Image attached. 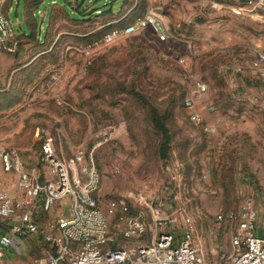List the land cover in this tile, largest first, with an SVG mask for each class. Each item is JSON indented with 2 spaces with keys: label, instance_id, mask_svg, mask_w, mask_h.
Here are the masks:
<instances>
[{
  "label": "rangeland",
  "instance_id": "rangeland-1",
  "mask_svg": "<svg viewBox=\"0 0 264 264\" xmlns=\"http://www.w3.org/2000/svg\"><path fill=\"white\" fill-rule=\"evenodd\" d=\"M69 1L75 13L64 0H44L37 10V32L46 31L49 50L53 43L45 59L36 43L17 38L21 32L10 14L12 36L0 49V152L17 151L34 165L40 128L66 160L101 141L92 153L100 208L109 200L124 199L131 207L138 198L151 199L164 214H175L177 226L190 219L194 243L210 264H224L237 227L227 216L249 208L264 223V17L237 13L234 6L245 0ZM23 8L24 2L19 16ZM149 12L162 26L156 30H165L164 41L148 27L102 42L112 29ZM197 79L208 91L194 107L201 117L194 124L183 100ZM150 106L170 132L165 161ZM150 238L151 232L142 243ZM20 241L13 264L44 263L46 248ZM114 245L128 246L121 238Z\"/></svg>",
  "mask_w": 264,
  "mask_h": 264
},
{
  "label": "built area",
  "instance_id": "built-area-1",
  "mask_svg": "<svg viewBox=\"0 0 264 264\" xmlns=\"http://www.w3.org/2000/svg\"><path fill=\"white\" fill-rule=\"evenodd\" d=\"M6 1L0 0V8ZM234 8L237 13L246 11L264 17V0H245ZM159 26L162 27L156 15L149 12L129 25L112 29L101 40L121 41L145 28L156 30ZM157 35L159 41L167 37L164 29ZM11 36L12 24L0 12V49L5 48ZM259 59L264 57L260 54ZM206 91L205 83L197 79L184 97L183 107L190 110L189 119L194 124L201 122L194 107ZM34 140L38 145L34 165L28 164L17 151L0 152L1 168L13 174L20 192L19 197L0 192V223L6 228L0 234V264H4L12 238H38L47 249L43 264H208L194 243L190 219H183L176 228L175 216L164 214L155 201L143 198L135 200L131 207L128 201L117 199L109 200L105 210L100 208L101 178L92 153L101 141L92 152L78 149L66 160L57 155L53 139L45 129H37ZM52 212L54 216L47 218ZM147 218L153 222L155 234L144 244ZM222 218L219 215L216 219ZM227 218H236L237 227L225 264H264V227L259 231L256 211L242 208L237 215L229 214ZM118 238L134 242L110 248Z\"/></svg>",
  "mask_w": 264,
  "mask_h": 264
},
{
  "label": "crops",
  "instance_id": "crops-1",
  "mask_svg": "<svg viewBox=\"0 0 264 264\" xmlns=\"http://www.w3.org/2000/svg\"><path fill=\"white\" fill-rule=\"evenodd\" d=\"M43 1L44 0H7L1 6L0 12L4 16H6L10 20V22H11L10 14L13 13L15 16L16 24L18 25L19 31L21 32V35H17V38H20L23 41H29L31 44H32V42L36 43L33 45L39 50L38 56L46 58L49 56V51H51V47L53 46V43H52L50 50L46 46V43L49 40V36L46 33V31L43 35L42 34H35L34 38L31 37L30 35H28L29 32L33 33L32 30H33L34 26L37 27V25H38L37 22L35 21V16L37 14L38 8L42 7ZM22 2H24V8L21 11V15L19 16L18 7H19V4ZM41 11L43 12L42 16L40 17V20H41L40 22L42 25L44 20H45V9H42ZM41 11H39V12H41ZM47 21H48V19H47ZM11 24H12V22H11ZM24 27L28 31L27 34L25 33V31H23ZM41 28H42V26H41ZM0 166H1V163H0ZM1 171L2 172H0V192L1 191H7L10 194H12L13 196L19 197L20 192L15 187V177L13 176V174H8V173L3 172L2 168H1ZM177 176L178 175H175V177H177ZM173 177H171V179H174ZM168 215L175 216V214L171 213V212L168 213ZM53 216H54V212H52L50 214V217H47V218H51ZM257 224L259 227V231H261V229L264 227V223L261 220H258ZM1 225H3V224L0 223V234H3L6 232V230H5V228L2 229ZM147 227H148L147 232L148 233L151 232V237L154 236L155 228H154L153 222L151 220H149V218H147ZM176 228H177V225H176ZM23 240H24V242H27V243L31 242L32 244L40 243V245L44 248L43 244L40 242V240L38 238H32L30 240L29 239H23ZM150 240H151V238H150ZM150 240L148 242H150ZM22 243L23 242H21L19 239L12 238V246L6 252L4 262H3L4 264H13L14 253L18 250L19 246H21ZM198 246H200V245H198ZM198 246L196 245L197 249L203 255L205 261L208 264H210V262L208 261V258L206 257V255H207L206 250L202 251L203 249L201 250L200 247H198ZM222 262H224V261H222ZM224 264H225V262H224Z\"/></svg>",
  "mask_w": 264,
  "mask_h": 264
},
{
  "label": "trees",
  "instance_id": "trees-1",
  "mask_svg": "<svg viewBox=\"0 0 264 264\" xmlns=\"http://www.w3.org/2000/svg\"><path fill=\"white\" fill-rule=\"evenodd\" d=\"M112 1H115V0H112ZM64 3L66 4L68 9L70 10L69 6L72 5L73 3H71L69 0H64ZM56 7H60V6L55 5L53 7V9L56 8ZM77 7H78V5H77ZM53 9H51L50 12H49V16L47 18L49 20L52 17V13H55L54 12L55 10H53ZM62 10H64V9L62 8ZM78 10H79V7L77 8V12H78ZM72 12L73 11L70 10V13H72ZM73 13H75V12H73ZM66 14L68 15V17H70V15L67 12H66ZM69 19L73 20L71 17ZM80 20H86V19H80ZM74 21H76V20H74ZM127 25H129V24H127ZM124 26H126V25H123L122 27H124ZM32 32L33 33H31V32H29V33L27 32V33H28V35H30L33 38L35 37V34H40V30L37 32V27H35V26H34ZM44 33H45V31H44ZM91 35H93V34L92 33L89 34V36H91ZM40 58H43V57H40ZM34 65H36V63H34ZM229 71L232 72V69L229 70ZM232 74H233V72H232ZM199 80L202 81L203 83H205L203 81V79H199ZM206 87H207V91H208V85H206ZM138 97L141 100H143V96H138ZM148 113H149L152 125L154 126L155 130L161 135V141L159 142L158 149H157L158 150L159 159L165 161L167 159V157H168L167 154H168L169 149H170V141H171L170 132H169L168 128L166 127L165 123H164V121H165L164 119H166V118L164 116H161L160 113L158 112V110L156 108H154V107H151V106H150V108L148 110ZM121 240H123V239H121ZM133 242H134L133 240H129V241H126V244L129 246V245H132ZM111 246H113V247H111L112 249H116L114 247L115 246L114 244L111 245Z\"/></svg>",
  "mask_w": 264,
  "mask_h": 264
}]
</instances>
